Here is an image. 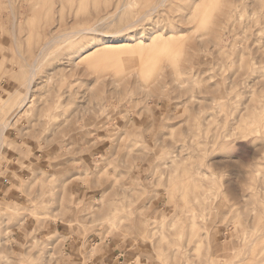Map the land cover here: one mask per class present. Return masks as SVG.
Instances as JSON below:
<instances>
[{
  "label": "rangeland",
  "instance_id": "1",
  "mask_svg": "<svg viewBox=\"0 0 264 264\" xmlns=\"http://www.w3.org/2000/svg\"><path fill=\"white\" fill-rule=\"evenodd\" d=\"M162 2L0 0V127L90 30L0 139V264H264V0Z\"/></svg>",
  "mask_w": 264,
  "mask_h": 264
},
{
  "label": "bare ground",
  "instance_id": "2",
  "mask_svg": "<svg viewBox=\"0 0 264 264\" xmlns=\"http://www.w3.org/2000/svg\"><path fill=\"white\" fill-rule=\"evenodd\" d=\"M163 2H165V1H167V0H162ZM163 2H162V4H163ZM158 3V2H157ZM165 4V3H164ZM163 4V5H164ZM158 5V4H157ZM157 5L156 6H153V7H150V9H148V11L145 13V15L147 16L149 13H152L153 11H156V9H158V7H157ZM150 15V14H149ZM148 15V16H149ZM141 20H143V19H140L139 21H141ZM137 21V20H136ZM134 23V22H133ZM132 23V24H133ZM135 24V23H134ZM137 25H138V23H137ZM14 27V26H13ZM127 27H130L131 28V26H127ZM126 27V28H127ZM135 27V26H134ZM133 27V28H134ZM125 29V28H124ZM124 29H123V31H124ZM132 29V28H131ZM93 30V29H92ZM99 30V29H98ZM127 31L128 30H130V29H126ZM85 31H87L88 33H90L89 31V29H81V30H79L78 32H76V33H74V34H70V35H61L60 34V36H55V37H53L52 39H50V40H48L47 42H45L44 44H43V47L40 49V51H39V53L37 54V56L31 61V62H29L27 65L29 66V75L28 76H26V79H25V82H24V87H25V92H24V94L22 95H18V91H17V93H13V94H10V96H9V101H11V105L13 104L14 106H12V111H14L13 113H12V116H14L13 118H10L9 117V119H8V121L5 123L4 122V124L0 127V139L2 140V137H3V135L5 134L4 132H5V130H7L8 128H10V126L13 124V121L16 119V118H18L19 117V114L22 112V111H24V109H26V106H27V104L28 103H30L31 102V92H32V90H33V86H34V84H35V77H36V74H37V68H38V66L42 63V60H43V58L46 56V54L49 52V50H51V49H53L54 47H56V46H58V45H60V43H64L65 44V42H68V41H70L72 38H74V37H77L78 35H80L81 33H83V32H85ZM95 31H97V30H95ZM123 31H121V32H123ZM131 31V30H130ZM87 32H86V34H87ZM93 33H95V32H93ZM126 33V32H125ZM83 36H84V34H83ZM107 37V36H106ZM110 37V36H109ZM127 40V39H126ZM106 43H107V45H109V44H112L113 42H111V41H105ZM127 44H129V43H127ZM126 44V42L125 41H123V42H117V44H116V46H114L113 48H111L113 51H117V52H121V51H123V49L124 50H127V49H129L128 47H129V45H127ZM142 44V43H141ZM107 45H105V48H109ZM130 45H132V44H130ZM139 45H140V43H139ZM138 45V46H139ZM143 45V44H142ZM137 46V45H136ZM144 46H145V43H144ZM132 47V46H131ZM105 48H103L102 50H104ZM127 48V49H126ZM97 50V49H96ZM106 50V49H105ZM129 50H131V49H129ZM128 51V50H127ZM113 53V52H112ZM90 56V55H89ZM15 103V104H14ZM2 143V142H1ZM0 149H2V146H1V144H0ZM2 152V151H1Z\"/></svg>",
  "mask_w": 264,
  "mask_h": 264
},
{
  "label": "crops",
  "instance_id": "3",
  "mask_svg": "<svg viewBox=\"0 0 264 264\" xmlns=\"http://www.w3.org/2000/svg\"><path fill=\"white\" fill-rule=\"evenodd\" d=\"M121 259L122 260H120V264H127V259L124 256ZM75 264H82V263L79 262V263H75Z\"/></svg>",
  "mask_w": 264,
  "mask_h": 264
}]
</instances>
